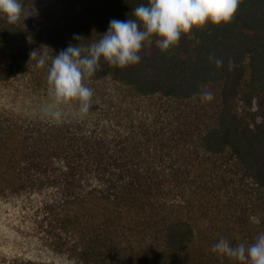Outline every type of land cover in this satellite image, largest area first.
I'll use <instances>...</instances> for the list:
<instances>
[{
    "label": "trees",
    "instance_id": "1",
    "mask_svg": "<svg viewBox=\"0 0 264 264\" xmlns=\"http://www.w3.org/2000/svg\"><path fill=\"white\" fill-rule=\"evenodd\" d=\"M33 1L22 0L18 24L0 15L1 43L12 48L0 84L25 70L32 43L58 52L74 33L88 43L146 2L56 0L59 13H28ZM154 39L138 64L102 60L90 79L178 103L217 86L215 110L116 117L86 131L0 113V197L27 201L41 240L82 264H238L212 245L264 232V0H241L229 24L194 28L167 51Z\"/></svg>",
    "mask_w": 264,
    "mask_h": 264
},
{
    "label": "clouds",
    "instance_id": "2",
    "mask_svg": "<svg viewBox=\"0 0 264 264\" xmlns=\"http://www.w3.org/2000/svg\"><path fill=\"white\" fill-rule=\"evenodd\" d=\"M241 0H146L132 9L131 17L125 20L111 19L105 33L97 39H86L73 34L75 43L53 54L48 45H41L29 52L37 68H47V84L51 104L44 111L56 120L61 118L60 106L75 103L77 114L87 116L92 109L93 91L84 83L93 77L103 60L111 66L125 68L140 62V52L146 43L152 42L161 51L178 44L182 34L206 24H229ZM0 15L9 24H18L27 15L22 0H0ZM49 49L52 50L51 54ZM217 69L223 60L209 56ZM201 102L213 100L211 91L200 93ZM212 251L238 264H264V232H260L251 243L231 244L221 237L212 245Z\"/></svg>",
    "mask_w": 264,
    "mask_h": 264
},
{
    "label": "rangeland",
    "instance_id": "3",
    "mask_svg": "<svg viewBox=\"0 0 264 264\" xmlns=\"http://www.w3.org/2000/svg\"><path fill=\"white\" fill-rule=\"evenodd\" d=\"M28 6L30 10L28 13L45 10L54 13L60 11L56 0H34ZM24 18L26 16L22 19ZM39 47L32 43L31 51ZM51 52L52 50L49 49L50 54ZM11 53V46L2 44L0 39L1 68L7 65ZM55 53L53 51V54ZM84 83L93 91L90 113L84 117L79 116L78 105L75 103L60 106L59 109L52 108L51 111L61 112V118L57 122L44 111L51 104L47 68H37L35 59L32 61L29 59L27 67L20 76L9 83L0 84V113L9 114L12 118H20L27 125H71L80 126L86 131L94 128H112L116 124L114 120L116 117L122 119L125 124L127 116L148 118L153 117L152 113L161 111H167L170 115L184 113L191 118L197 117L205 109L211 114L215 110L219 92L217 86H209L203 91L213 93L212 101L203 103L199 95L191 101L178 103L159 96L141 97L131 88L108 76L96 81L89 78ZM234 173V171L229 172L226 175L227 180L237 178ZM32 215L33 211L27 201L0 197V264H10L15 260L49 264H82L64 253L49 248L37 235Z\"/></svg>",
    "mask_w": 264,
    "mask_h": 264
}]
</instances>
